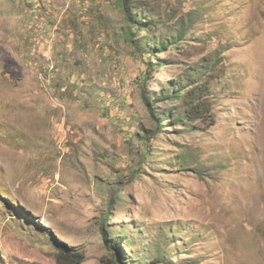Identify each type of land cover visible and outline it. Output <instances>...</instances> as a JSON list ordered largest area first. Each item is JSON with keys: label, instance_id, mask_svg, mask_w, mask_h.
Listing matches in <instances>:
<instances>
[{"label": "rangeland", "instance_id": "obj_1", "mask_svg": "<svg viewBox=\"0 0 264 264\" xmlns=\"http://www.w3.org/2000/svg\"><path fill=\"white\" fill-rule=\"evenodd\" d=\"M61 244L264 264V0H0V264Z\"/></svg>", "mask_w": 264, "mask_h": 264}, {"label": "trees", "instance_id": "obj_2", "mask_svg": "<svg viewBox=\"0 0 264 264\" xmlns=\"http://www.w3.org/2000/svg\"><path fill=\"white\" fill-rule=\"evenodd\" d=\"M135 24L137 25L138 28L144 27L146 30V24L143 22V20L140 22H135ZM182 34H183V29L181 28L179 33H177V36L180 37ZM176 38L174 41H176ZM166 41L169 42L167 39H166ZM132 42L134 43V46L136 47L137 46L136 42H134V41H132ZM147 43L152 44V40L148 38ZM152 45H153V48L155 47L156 49H151L150 55L151 54L153 55L154 52H158V51L160 52V51H163L167 48L166 43L163 41V38L159 39V41H157V42H154ZM203 90L204 89H200V91L196 90L193 95L199 96L200 93H203ZM178 96H179V94H178L177 90H175L172 94L167 93V92H161L159 100L164 101V100H167L169 97L178 98ZM198 102H199V97L197 98V100H194L193 102L190 103V105L188 107V112H187L186 118H189V116L192 117L191 115L196 116V117L201 116V115H199V113L203 109H201L202 106H200L198 104ZM145 104L149 107L148 108L149 110L153 111L151 102L148 103L147 101H145ZM162 121H163V119L159 118L158 125L160 126V128H161V122ZM145 132H146V130H145ZM145 137L148 140H150L153 136L151 134L147 133L145 135ZM103 234H105V233L103 232ZM112 244H113V241H112ZM107 249H108V251H112L111 256L110 257L103 256L100 259V262L98 264H127L124 262V260H122L121 254H119L117 252L118 250L116 251L115 247L109 245ZM55 259H56L57 264H83L84 253L80 250L70 249L69 247H66L65 245L61 244V245H59V249H58V252L56 253Z\"/></svg>", "mask_w": 264, "mask_h": 264}]
</instances>
